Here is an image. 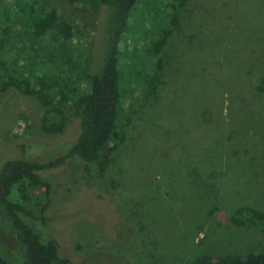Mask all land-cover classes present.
<instances>
[{
    "label": "rangeland",
    "instance_id": "obj_1",
    "mask_svg": "<svg viewBox=\"0 0 264 264\" xmlns=\"http://www.w3.org/2000/svg\"><path fill=\"white\" fill-rule=\"evenodd\" d=\"M52 1L92 47L99 41L102 7ZM188 3L183 36L166 46H173L165 68L173 78L162 108L145 111L140 130L119 146L103 173L75 157L58 171L39 173L51 185L43 229L73 264H189L200 254H245L264 242L259 229L230 221L238 205L264 210V88L257 89L264 77V0ZM158 8L166 9L162 3ZM158 8L137 0L124 34L127 47L119 51L120 68L130 61L126 49H136L134 38H153L163 24ZM44 111L35 97L14 88L0 94V158L20 142L30 144L27 159L45 161L62 152L53 144L75 134L78 118L71 114L59 133L44 132ZM68 141L65 151L73 143ZM36 143L52 146L47 157ZM121 178L122 187L107 192L117 207L107 211L106 220L78 209L89 189L106 190ZM21 191L16 188L13 196L22 201L40 193ZM90 200L97 210L108 204ZM34 210L38 214L40 207L34 204ZM21 251L16 230L0 210V254L19 264Z\"/></svg>",
    "mask_w": 264,
    "mask_h": 264
},
{
    "label": "trees",
    "instance_id": "obj_2",
    "mask_svg": "<svg viewBox=\"0 0 264 264\" xmlns=\"http://www.w3.org/2000/svg\"><path fill=\"white\" fill-rule=\"evenodd\" d=\"M77 1L88 9L99 6L105 10L104 17L98 20L101 37L93 47L79 26L59 15L52 0H0V94L14 88L35 97L45 107L41 120L44 132L59 133L71 114L78 118L75 134L53 144L62 146L59 151L64 152L63 145L68 140L73 142L64 153L45 161L27 159L23 155L30 144L20 142L0 158V210L6 213V219L17 232L22 248L19 264H73L61 252L58 241L43 229V211L50 203L51 185L39 173L58 171L74 157L95 163L103 173L119 146L137 134L133 131L139 129L145 111L162 108L166 83L173 78V72L165 71L173 46L170 51L166 46L171 38L183 36L181 20L191 0L164 3L145 0L153 10L160 3L166 7L164 12L159 8L155 12L157 21L163 24L155 30L153 38H134L136 49L134 52L126 49L130 61L123 68L119 67V51L122 45L127 47L124 34L137 0ZM140 43L142 46L138 48ZM263 88L264 77L257 86L260 91ZM261 139L264 145V128ZM35 145L43 158L52 147ZM122 184L121 178L118 182L110 181L105 186L108 189L104 187L106 190L89 189L78 209L106 220L107 211L117 207L110 194ZM16 188L40 193L32 200L22 201L13 196ZM88 198L108 204L97 210ZM34 204L40 207L38 214ZM230 221L264 233V210L238 205ZM0 264L11 263L0 254ZM189 264H264V242L245 254L229 252L216 258L200 254Z\"/></svg>",
    "mask_w": 264,
    "mask_h": 264
}]
</instances>
